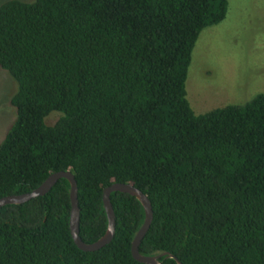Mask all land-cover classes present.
Instances as JSON below:
<instances>
[{"label":"trees","instance_id":"trees-1","mask_svg":"<svg viewBox=\"0 0 264 264\" xmlns=\"http://www.w3.org/2000/svg\"><path fill=\"white\" fill-rule=\"evenodd\" d=\"M228 0H17L0 6V68L17 83L0 144V199L53 174L78 185L80 236L107 231L104 191L130 184L150 200L139 251L161 264H264V95L197 115L186 83L201 33ZM59 120L48 125L52 113ZM65 179L0 209V264H142L137 198L113 193L114 240L84 252Z\"/></svg>","mask_w":264,"mask_h":264},{"label":"rangeland","instance_id":"rangeland-1","mask_svg":"<svg viewBox=\"0 0 264 264\" xmlns=\"http://www.w3.org/2000/svg\"><path fill=\"white\" fill-rule=\"evenodd\" d=\"M8 1L0 0V6ZM17 90L15 80L0 68V144L15 123L11 100ZM186 91L197 115L264 95V0H228L226 19L205 29L197 41ZM59 118L54 112L46 123L53 126Z\"/></svg>","mask_w":264,"mask_h":264},{"label":"water","instance_id":"water-1","mask_svg":"<svg viewBox=\"0 0 264 264\" xmlns=\"http://www.w3.org/2000/svg\"><path fill=\"white\" fill-rule=\"evenodd\" d=\"M62 179L69 182L71 186L70 199H71V218H70V229L71 235L75 244L84 252H96L109 245L115 238L116 235V217L111 202V195L113 193H124L131 195L138 199L145 210V222L139 232L137 233L132 243V255L134 259L142 264H161L160 260L166 256L167 258L177 259L174 256L163 254L160 256H145L139 251L140 245L146 237L154 219V212L152 204L149 198L138 188L130 184H114L104 191V207L107 214L108 226L106 234L96 243L87 244L80 236V223H81V211L78 200V185L75 176L70 172H60L50 176L47 181L42 184L37 190L32 193L24 195L9 196L0 199V209L9 205H22L33 199L46 196L55 185ZM181 264V263H178Z\"/></svg>","mask_w":264,"mask_h":264}]
</instances>
